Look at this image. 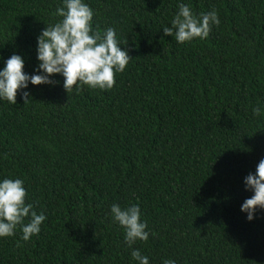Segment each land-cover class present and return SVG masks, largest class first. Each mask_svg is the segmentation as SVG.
Wrapping results in <instances>:
<instances>
[{"label": "trees", "instance_id": "obj_1", "mask_svg": "<svg viewBox=\"0 0 264 264\" xmlns=\"http://www.w3.org/2000/svg\"><path fill=\"white\" fill-rule=\"evenodd\" d=\"M60 2L0 0V67L18 54L33 72ZM85 2L131 60L107 91L67 93L55 75L26 102L0 101V178L24 180L47 217L27 242L19 229L0 238V264H137L113 203L139 204L150 235L132 247L149 264H264V211H240L264 158V0ZM181 3L220 25L177 43L162 28Z\"/></svg>", "mask_w": 264, "mask_h": 264}, {"label": "clouds", "instance_id": "obj_2", "mask_svg": "<svg viewBox=\"0 0 264 264\" xmlns=\"http://www.w3.org/2000/svg\"><path fill=\"white\" fill-rule=\"evenodd\" d=\"M54 15L59 19L42 29L36 42L38 64L31 74L24 71L22 56L12 54L0 67V101L15 105L18 93L28 101L29 85H53V76L63 77L65 91H79L86 85L93 90H110L116 83L115 76L125 71L131 60L128 51L118 37L116 29L108 27L103 31L93 28V9L85 0H61ZM218 12L196 14L184 3L171 20V26L163 27L165 36H171L179 44L209 37L212 27L219 26ZM262 109L256 107L254 114ZM250 198L244 200L240 211L248 221L264 211V158L243 180ZM27 190L20 178H0V238L13 237L17 229L20 239L27 242L41 232L46 220L43 212L34 210L33 204L26 203ZM112 222L123 229L124 242L131 250V257L137 264H149V258L133 248L137 241L146 242L150 232L146 220H142L139 204L121 207L119 203L110 206ZM27 221V222H26ZM163 264H176L166 259Z\"/></svg>", "mask_w": 264, "mask_h": 264}, {"label": "bare ground", "instance_id": "obj_3", "mask_svg": "<svg viewBox=\"0 0 264 264\" xmlns=\"http://www.w3.org/2000/svg\"><path fill=\"white\" fill-rule=\"evenodd\" d=\"M225 30V29H224ZM232 33H233V31H232Z\"/></svg>", "mask_w": 264, "mask_h": 264}]
</instances>
